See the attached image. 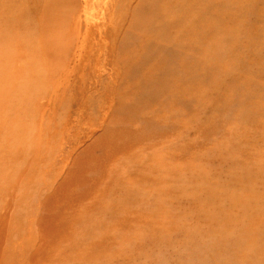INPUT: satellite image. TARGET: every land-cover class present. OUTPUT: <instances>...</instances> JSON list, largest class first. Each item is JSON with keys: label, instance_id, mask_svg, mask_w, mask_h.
I'll return each mask as SVG.
<instances>
[{"label": "bare ground", "instance_id": "obj_1", "mask_svg": "<svg viewBox=\"0 0 264 264\" xmlns=\"http://www.w3.org/2000/svg\"><path fill=\"white\" fill-rule=\"evenodd\" d=\"M78 1L79 0H0V101L2 100L0 106L4 104V96L6 98L10 97V99L14 98L15 100H20V96L14 93V90L17 87L13 83L14 81L17 82L16 79L23 82V68L22 66L18 65L20 61L21 63L27 62L33 64V66L38 68L37 73V69H32L33 76L29 80H25L26 82H31L38 88L48 86V84H53V82H55L54 86L56 87L58 84L57 76L65 68L63 63L65 62L66 58L69 57V49L72 50L74 48L76 42L75 38L80 40L77 41V43H80L81 46L76 45L77 47L75 49V51H78L79 53L81 52L80 55L82 54L81 50L83 48H87L90 45L91 39L88 29L91 25H97L99 27H101V25L87 20L90 18V14L87 10V4L90 0H81V4ZM140 1L141 2H138V5L147 8L145 13L142 12V7L141 11H138L135 7L134 10L131 8L136 0H106V11L115 13V18L117 19L110 24L112 32L117 35L118 32H121V29L119 30L118 28L122 24L128 25L126 30L127 32H125L126 34L124 33L125 35L123 36L122 45H119L120 47L116 49L115 44H111V48H107L109 53L112 52V54L114 53L115 56L116 51H121L124 53L123 60L122 56L121 58L119 57L120 55L117 57L123 61L124 65H130V62L139 56L138 54L131 56L132 48L130 46L128 34L132 31V23H134V26L140 31V35L144 38L149 39L150 36H153L154 46L149 53L152 56L155 55V59L158 58V63L157 65L152 63V67L154 68L155 73H157L156 67H158L162 73L155 79H146L145 84L147 86L153 87H158L160 85L161 88L166 89L168 91V97H171V102H165V106L162 108L159 104L151 102L149 98L144 97L141 94L139 95L137 102L125 99L123 102V109L126 121L124 120L125 128L121 129L124 131L123 133L127 138H132L131 143H134L130 147L127 145L126 149L121 150V152H130L129 156L131 160L136 156V153L133 152V150L136 149L134 146L136 144H141L143 148L146 147V149H149V151L155 149V152H157L159 150L166 153V156L172 154V158L176 159L178 162L183 161L185 159L184 157H180L179 159L178 156L175 155V153H178L176 150L180 149L184 154H186L189 144L184 141L185 138L182 135V131L173 132L170 129L169 115L171 117L188 115L190 119H185L183 121L178 119V122L182 121L180 125L183 123L185 124H183V126H185L183 131L190 132L193 130H203L205 135H210V132L214 134L216 128H218L219 125L218 121L223 119L226 124H224V126L221 124L222 126L220 130L223 132V134H225L224 139L217 141V145L216 143H213L212 149H214V152L219 154L220 162L226 167L225 170L227 172H225L227 174V182L225 186L226 188H224L227 189V191L221 192L222 195H225L224 198L227 200V235L224 237H212V240L217 241L218 245L213 246L209 244L204 248L206 252L212 257V259L214 258V261L219 264H264V0ZM147 2L150 5H143ZM76 6L80 7V10L84 7L83 15L86 18L82 19L79 16L77 17V15L81 14L79 13L80 11L77 13ZM130 11L132 12L131 14H129ZM143 21H151V23ZM155 24H157L158 27H156ZM84 27L85 30L82 33ZM105 31H107V29ZM100 35V41L103 42L101 31ZM29 57L37 59L32 60ZM98 59H100V57ZM115 59L117 58L115 57ZM105 62L106 61H104V63ZM104 63L102 64L105 66ZM8 64L10 67H13L11 69H14L12 72L10 71L12 75H6L1 68ZM94 64L96 65L97 62ZM106 69L108 68L106 67ZM99 72L100 71H98V73ZM99 83L100 82L97 84ZM190 83H192L193 86H190L187 89V84ZM90 89L91 88H89L88 91H90ZM97 89L98 88L95 90ZM187 91L192 93V95L188 94ZM213 93L215 111L209 114L206 109L207 99ZM55 98L59 99L60 97L55 95ZM86 99L87 100L85 104H80L81 106L79 107V111L82 112V115L84 114L83 111L89 110L87 109V107L89 108L88 95ZM202 113H207L210 115V117L208 118V115L207 120L200 121L199 119ZM113 117L112 119L115 118ZM6 118L2 114L0 115L1 128H8L10 131H12L11 129H15L16 126L7 127V121L9 122L10 119ZM79 118L81 119V117ZM90 118L92 119L93 117ZM92 121L88 123L91 124ZM112 121L115 122V119ZM10 122L14 123L13 121ZM219 123H222L221 120ZM180 125L178 126L179 128ZM71 128L73 129V127ZM109 132L110 124H108V126L105 128L104 133L95 138L93 144H99L103 140V136H109ZM93 135L94 134H91L90 137H93ZM175 144L177 145V148L179 146L178 149H175ZM215 145L217 147H215ZM172 150L175 153H171ZM114 151L116 152V150ZM114 151L111 152L114 154ZM197 152L199 154V151ZM6 153V157H8V159L11 157L13 160H18V158L21 159V154L23 152L17 149L15 151L7 150ZM83 153L86 154L89 153V151L85 149ZM156 156L151 157L150 159H153V163L148 164L147 166H140L141 168H145V170L150 171L149 174L140 173L136 175L135 173L132 177L128 173L124 179H120V182L127 183L128 185L143 183L146 185H152L154 182H156L155 185H158L157 183L159 181V176L162 178L163 172L170 170L173 172V174L179 176V184L182 182V175H185V178H191V182L189 184L193 182L192 180L197 182V184L198 182L202 183L201 187L198 185L196 189L193 188L194 186H192V183L191 186L193 189H190L192 191H190V193L188 191V187H186L185 184H180L174 189L176 197H183V195L192 197H190L191 199H189V202H187L186 198V202L189 203L188 207L191 210H196L197 207L199 210V208L203 207L198 206V201L201 200V196L203 197H201L202 199L208 198V201L206 202H210V205L214 201H212V198L216 197L217 195L221 196V188L219 189V187L215 186L214 184H210L209 182H212L211 180L209 182H204L208 180L209 174L207 175L206 173L202 171L200 172L196 169L193 171V168L189 167L185 168V171L187 172L181 174L177 171V168L181 166L175 168L176 170L174 169L173 171L169 168L168 164H166L164 158H157ZM89 159L91 160V158ZM92 159L95 160V158ZM94 160L92 161L94 162ZM193 161L192 163L190 162L191 164L185 162V165L193 166L195 165ZM137 163H139V160L136 162V164ZM156 170L159 171V176L155 179L153 174L156 173ZM109 172L110 170L105 174L107 175ZM150 174L153 176V178L150 177ZM173 174L170 175V177L172 176L171 179L174 177ZM76 175L77 174L75 173V178ZM14 178L16 180L19 179L22 181V174L16 175ZM69 178L70 176L68 175L62 185H65L67 180L70 182L71 179L69 180ZM152 179L155 180L151 181ZM177 179L174 181V183L177 181ZM87 180H89V178L87 175H85L83 178H81V183L86 184ZM91 181L97 183L95 178ZM163 182L165 181L163 180L162 184ZM166 182L170 183V180H167ZM172 182L173 181H171V183ZM203 183L209 184L206 186V188H203ZM153 189L155 191L157 190L155 187ZM161 190L159 192H161ZM133 191L130 195H132L134 199H138L139 197L137 193L133 195ZM159 192L157 193L159 194ZM218 192L219 194H217ZM171 194L168 196L171 197ZM143 195L146 196V193H143ZM157 197H159V195H156V198ZM172 199L173 198H171V200ZM171 200L169 199V201ZM162 205L165 206L164 203ZM159 206L160 205H156L157 208ZM161 207L159 210L162 209ZM187 208L185 209L187 210ZM206 209L207 208L203 207L202 213L208 215L209 212L205 211ZM163 210L164 209H162V212ZM169 211L170 210H168V213ZM125 213L126 210L124 211V214ZM129 214L130 213H128V216ZM171 214L172 213H169V216H167L170 217L172 216ZM217 214L222 215L223 213L219 212ZM141 215L143 214H140V216L138 214L139 218H142ZM150 215L146 216L151 217L149 222H146L148 224H152L154 222L157 223L156 219ZM176 215L179 217L178 214ZM176 215L174 217H176ZM163 217H165V214ZM123 218H120L121 222L125 220H122ZM209 219H212V217H209ZM141 220H138L139 223ZM171 220L175 219L171 218ZM15 221L16 220H10V223L8 222L9 226L7 227L6 220H0V264H59V262L52 261L50 263H46V261H44V263L39 262L41 248L38 246V243H40V240L37 239L35 232L30 234L31 236L26 239L27 241L25 243H18L15 241L16 239L13 238V235L15 234H13V224L17 223ZM48 221L52 222L53 218L46 217L45 220L38 222H43L45 229H47L46 223L48 224ZM115 221L114 224L119 222ZM121 222L117 224L122 225ZM134 222L136 223V221ZM114 224L111 226H114ZM124 224L125 226L128 225V223ZM124 224L122 225L123 230L126 228ZM130 224L132 223L130 222ZM118 225L115 226L116 230L117 227H119ZM162 225L163 224H161V226ZM128 228L129 227H127L126 230H128ZM118 229L121 230L120 227ZM167 230L172 232L173 227L172 229L170 228ZM214 230L215 229L212 231ZM49 231L50 232L48 233L53 235L54 243L56 240L63 241V238L58 232H53L51 223L49 225ZM218 232L219 234H222L220 231ZM155 234L157 233L155 232ZM210 236L213 235L210 234ZM153 238L155 239L154 241H156V237ZM157 240H159V245L165 244L162 242L163 238L160 237L157 238ZM187 241L189 243L190 240ZM49 245L47 246L48 252L45 251L47 255L44 254V252L42 254H44L46 257L49 256V258H52L53 251H51ZM72 247L73 246H68V248L62 247L63 249H60V254L57 253V257L58 255L63 256V258L67 257L68 253H76V256H80V259H84L85 255L87 256V253L81 250H79L78 254V249L73 250L74 247ZM197 249L199 250V248ZM49 250L51 252H49ZM197 252L199 251H196V253ZM198 254L200 256V253ZM86 261L84 260L83 263L79 264L121 263L117 260H115L114 263L112 260L111 262L106 263L98 260L91 261L90 259ZM204 261L206 262V258ZM125 264L128 263L125 262Z\"/></svg>", "mask_w": 264, "mask_h": 264}, {"label": "rangeland", "instance_id": "obj_2", "mask_svg": "<svg viewBox=\"0 0 264 264\" xmlns=\"http://www.w3.org/2000/svg\"><path fill=\"white\" fill-rule=\"evenodd\" d=\"M78 2L81 4V0ZM138 2L141 1L136 0L131 8L134 10L135 7L138 11H141L142 7V12L145 13L147 8L138 5ZM143 5L148 6L150 4L147 2ZM87 7L88 13L90 14V18L87 20L92 23L96 22L100 24L101 27L97 25L90 26L88 30L91 43L87 48L81 50V55V52L75 51L76 45H80V43H77V41L80 40L75 38L74 50L69 49V57H67L63 63L65 68L57 76V86L55 87V82H53V84L38 88L31 82H26L25 80H29L33 76L32 69H37V73L38 68L27 62H25L26 64L21 63L19 60L20 62L18 65L23 68V82L16 79L17 82L14 81L13 83L17 87L14 93L20 96V100H15L14 98L10 99V97L6 98L3 95L5 101L4 104L0 106V115L2 114L5 118L7 117L6 119H10L9 122L7 121V127L16 126V128L10 131L8 128H1L0 125V220H6L7 227L9 226L10 220H16L15 222L17 223L13 224V234L15 233L13 238H15V241L18 243H25L27 241L26 239L31 236L30 234L35 232L37 239L40 240V243H38V246L41 248L39 262L43 263L44 261H46V263L52 261L59 262V264H79L83 263L84 260L90 259L91 261L98 260L104 263L111 262V260L114 263V261L117 260L122 264H125V262L128 264H219L214 261V258L212 259L204 247L209 244L213 246L218 245L217 241L212 240V237H224L227 235V200L224 198L225 195L221 194V192L227 191V189H224L226 188L227 172L225 170L226 167L220 162L219 154L212 149L213 143L224 139L225 134H223L220 128L222 126L221 124L224 126L226 123L223 119H220L222 123H219V120L218 128H216L214 134L210 132V135L206 134L207 137L203 130L183 131L185 129V126H183L184 123L181 125L180 123L185 119H190L188 115L175 117L169 115L170 129L173 132L182 131V135L185 138L184 141L189 144L186 154L180 149L176 150L178 153L173 152V150L171 153H175L179 159L180 157H184L185 159L178 162L176 159L172 158V154L166 156V153L159 150L157 152H155V149L149 151L146 147L143 148L141 144H134V148L136 149H134L133 152L136 153V156L130 160V152H127L128 154L121 152V150L126 149L127 145L130 147L134 143H131L132 138H127L122 130L125 128L124 120L126 121L123 102L125 99L137 102L141 94L149 98L151 102H155L164 108V103H170L171 97H168V91L161 88L160 85L158 87H153L145 84L146 79H155L162 73L158 67H156L157 73H155L152 67V63L156 65L158 63V58L155 59L156 56H152L149 53L154 46L153 36H150L149 39L144 38L140 35V31L136 29L134 23H132V31L128 34L130 46L132 48L131 56H135L136 54L139 56L132 60L130 65H124L122 61L124 53L116 51L115 56L114 53H109L108 48H111V44H115L116 49L122 45L123 36L126 34L125 32H127L128 25L122 24L118 28L119 30L121 29V32H118L117 35L112 32L110 24L117 19L115 18V13L106 11V0H90ZM76 8L77 13L80 11L79 13L81 14L77 15V17L79 16L82 19L86 18L83 15L84 7L81 10L78 6H76ZM131 13L130 11L129 14ZM143 22L151 23V21ZM155 26L158 27L157 24H155ZM106 29L107 31H105ZM84 30L85 27L82 33ZM100 31L103 42L100 41ZM117 56L120 58L122 56V60ZM99 57L100 59H98ZM115 57L117 59H115ZM29 58L32 60L37 59L33 57ZM104 61L106 62L104 63ZM96 62L97 64L95 65L94 63ZM102 63H104L105 66ZM106 67L108 69H106ZM1 68L6 75H12L10 71L12 72L14 70L11 69L13 67H10L9 64ZM98 71L100 72L98 73ZM98 82L100 83L97 84ZM190 86H193V84H187V89ZM89 88H91L90 91H88ZM96 88L98 89L95 90ZM187 93L192 95V93L188 91ZM55 95L60 98H55ZM87 95L89 96V108L87 107L89 112L85 110L83 111L85 115H82V112L79 111V107L81 106L80 104H85ZM206 109L209 114L215 111L214 93L207 99ZM207 113H202L199 120H207V116L209 115ZM79 117H81V119ZM90 117L93 118L91 119ZM112 117L115 119V122L112 121L114 120ZM209 117L210 115L208 118ZM178 119L182 121L178 122ZM91 121L92 123L89 124ZM108 124H110L109 136H103V140L99 144L94 145L93 141L96 137L104 133ZM179 125L180 128L178 127ZM71 127H73L74 130ZM167 131L169 132L168 129ZM91 134H94L93 137H90ZM189 141H193L194 143ZM176 144L175 149L177 148ZM216 145L215 147H217ZM17 149L23 152L21 154V159L18 158V160H13L9 157V159L11 158L9 160L8 157H6V151H15ZM85 149L89 151L90 154H84L83 151H85ZM114 150H116V152ZM111 151H114V154ZM197 151H199V154ZM155 156L157 158H164L166 164H168L169 168L173 171L175 168L181 166L177 168V171L181 174L187 172L185 171L187 167L193 168V171L196 169L207 175L209 174L208 180L204 182H209L211 180L212 182H209L210 184H214L219 187V189L221 188V196L217 195L214 197L215 199L212 198V201L214 200L212 202L213 205L211 204L212 206L210 202H206L208 198H204V201V199H202L203 197H200L201 200L198 201V206L207 208L205 211L209 212L208 215L202 213L203 207L199 208V210L198 207L196 210H191L188 207L189 203L187 202L192 198L191 196L187 197L183 195L184 198L175 196L174 189L180 184H185V186L188 187L189 193L193 188L196 189L198 185L201 187V182L197 184V182L192 180L193 184H191L194 186L192 188L191 184H189L191 178H185V175L181 176L182 182L180 184L179 176L173 174L170 170L164 171L162 178L159 176V171L156 170V173L153 175L155 179L159 176L158 185H155L156 182L152 184L153 186L150 184L146 185L145 183L128 185L127 183L120 182V179H124L128 173L132 177L135 173L136 175L140 173L149 174L150 171L140 166H147L153 163V159H150ZM89 158H91V160ZM92 158H95V160ZM92 160H94V162ZM138 160L139 163L136 164ZM192 161L195 165H185V162L189 164L190 162L192 163ZM109 170V174L106 175L105 173ZM75 173L77 174L76 178ZM20 174H22V181L14 178V176ZM172 174L174 177L171 179L172 176L170 177V175ZM68 175L71 181L69 182L67 180L66 184L62 185ZM85 175L89 178L86 184L81 183V178ZM150 177L153 178L151 174ZM94 178L97 183L91 181ZM176 179L177 181L174 183ZM154 180L152 179L151 181ZM161 180L165 182L162 184ZM167 180H170V183H167ZM171 181L173 182L171 183ZM208 184L203 183V188H206ZM138 187H141L140 190ZM154 187L157 188L158 191H155L153 189ZM160 190L161 192H159ZM132 191L133 195L137 193L138 199H134V197L130 195ZM167 191L168 193L170 191V193L168 194ZM157 192H159V194ZM143 193H146V196L143 195ZM167 194H171V197ZM217 194H219V192ZM156 195H159V197L156 198ZM168 197L170 200L171 198L173 199L169 201ZM163 203L165 206L162 205ZM156 205L160 206L157 208ZM160 207L165 211L163 210L162 212V209L159 210ZM185 208H187V210ZM125 210L127 216L124 214ZM168 210H170L169 213H172L170 217H168ZM219 212L224 215L217 214ZM58 213L63 214L59 215ZM128 213H130L129 216ZM138 214L139 216L143 214L141 215L142 218H139ZM150 214L156 219L158 224L155 222L152 224L147 223L151 217L146 216ZM164 214L166 218L163 217ZM174 214H178L179 217H177V215V218L174 217ZM46 217L53 218L52 222L48 221V224L45 222L47 229H45L43 222H38L45 220ZM121 217H124L122 220L125 219L123 222H121ZM209 217H212V219H209ZM171 218L175 220H171ZM141 219L143 220V224ZM115 220L121 222L122 225L128 223L126 226L124 224L126 228L123 226L125 230H123L122 225H118L119 222H117L118 224H114ZM132 220L133 222L136 221V223L134 222V224ZM138 220H141V222L139 223ZM130 222L132 224H130ZM50 223L53 232H58L63 238V241L56 240L54 243L53 235L48 233L50 232ZM112 223L114 226H111L113 225ZM161 224L163 225L161 226ZM116 225H118L121 230L118 229L119 227H117L116 230ZM127 227H129L128 230H126ZM172 227L174 231L172 230L171 232L167 230L170 228L172 229ZM213 229L215 230L212 231ZM218 231L222 234H219ZM155 232L157 234H155ZM210 234L213 236H210ZM152 236L156 237L157 242L154 241L155 239ZM160 237L163 238L162 242L165 244L159 245L160 243L157 238ZM187 240H190L189 243ZM48 245L51 251H53L52 258L44 255L48 252ZM68 246H73V250L78 249V254L79 250L87 253V256L85 255L86 259H80V256H76V253H68V256L64 258L58 255V258L57 253L60 254V249H63L62 247L68 248ZM197 248H199V250ZM51 251L49 250V252ZM196 251L199 252L196 253ZM43 252L44 254H42ZM198 253H200V256ZM205 258L206 262L204 261Z\"/></svg>", "mask_w": 264, "mask_h": 264}]
</instances>
